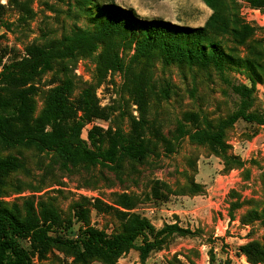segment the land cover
Here are the masks:
<instances>
[{
    "label": "rangeland",
    "instance_id": "1",
    "mask_svg": "<svg viewBox=\"0 0 264 264\" xmlns=\"http://www.w3.org/2000/svg\"><path fill=\"white\" fill-rule=\"evenodd\" d=\"M225 3L226 15L234 20L232 26L248 35L244 40L223 35V46L237 60L253 62L260 81L241 64H228L220 71L214 66L168 65L160 60L145 65L140 61L132 67L133 79L143 77L146 88L145 103L139 108L123 72H97L103 47L95 52L79 49L74 57L58 58L51 70L31 84L32 120L41 115L50 91L71 78L75 86L69 101L73 106H78L82 90L94 85L98 105L105 110L104 118L86 122L83 140L89 143L88 132L99 127L108 132L103 145L107 147L116 131L129 134L139 129L149 141L150 154L143 161L124 158L119 168H65L55 153L0 142V157L15 156L21 162L1 188L2 205L19 208L24 214L25 201L38 209L41 203L52 204L72 221L73 233L68 236L73 238L83 226L75 218L78 203L90 210L91 225L109 235L120 232L126 222L120 212L141 214L156 231L177 224L189 232L169 236L145 261L139 239L117 264H264V11L243 0ZM94 5L192 28L203 27L213 14L201 0H0V71L26 58L33 45L62 49L70 43L68 39L77 40L82 31L95 30L89 12ZM114 39L115 50L130 63L134 49ZM13 92L0 84V95L8 98ZM239 111L256 119L241 118L227 129L228 157L218 148L188 138L173 139L180 124L188 130L216 129ZM164 139L173 145L171 152ZM124 196L132 200L131 210L123 208ZM248 244L257 247L258 263L243 253L242 247ZM20 245L35 264H81L65 249L52 246L45 250L29 240ZM87 264L107 263L91 259Z\"/></svg>",
    "mask_w": 264,
    "mask_h": 264
},
{
    "label": "trees",
    "instance_id": "2",
    "mask_svg": "<svg viewBox=\"0 0 264 264\" xmlns=\"http://www.w3.org/2000/svg\"><path fill=\"white\" fill-rule=\"evenodd\" d=\"M201 1L213 11L203 27L192 28L172 25L162 20H143L129 10L113 6L101 9L94 5L89 12L95 30L82 31L77 40L68 39L70 43L64 44L62 49L31 46L26 58L4 66L0 71V84L13 88L15 93L8 98L0 95V142L8 147L28 146L41 152L55 153L65 168L69 165L119 168L124 158L143 161L150 154V147L149 141L139 129L129 134L122 130L113 134L109 132L112 138L107 147L103 145L104 135L108 132L99 127L88 132L89 143L81 138L86 122L104 118L105 115V110L98 105L94 85L85 87L80 93L78 106H73L69 98L75 84L71 78H66L61 85L50 91L41 115L32 120L35 106L31 103V95L34 93L31 84L37 77L52 69L54 60L74 57L79 49L95 52L102 47L97 72L102 75L111 70L123 72L139 108L145 103L146 88L142 84L143 77L138 75L137 81L133 79L132 67L140 61L145 65L160 60L168 65L214 66L220 71L228 64H241L254 72L256 65L253 62L237 60L223 46V35L232 34L238 40H244L248 35L243 29L232 26L234 20L231 14L225 13L228 11L226 0ZM243 1L264 11V0ZM113 37L134 49L130 63L126 64L119 51L115 50ZM252 78L256 82L261 80L255 72ZM241 118L248 121L256 119L252 114L239 111L216 129L207 126L188 130L184 124H180L173 139L180 141L188 138L194 143L218 148L228 157L226 131ZM163 141L171 152L173 148L170 147L173 145L170 142L168 144L166 139ZM20 167L21 162L17 157H0V194L6 178ZM124 199L123 208L131 210L132 200L127 196ZM24 205L23 214L19 208L10 210L4 207L0 200V264H35L20 245L24 240L45 250L52 246L65 249L77 263L87 264L91 259H100L107 264H117L119 258L135 248L136 242L141 239L142 244L138 249L141 260L145 261L154 249L162 247L169 236L189 233L177 224L166 225L162 230L156 231L151 222L141 214L120 212L126 222L120 232L109 235L91 225L90 210L78 203L74 208L75 218L83 226L79 228L77 237L73 238L68 236L73 233L72 221L63 218L54 205L41 203L39 209L33 202L25 201ZM254 214L259 219L260 215L257 212ZM256 250L254 244L242 247L243 253L254 263H258L254 256ZM223 264L231 263L225 261Z\"/></svg>",
    "mask_w": 264,
    "mask_h": 264
},
{
    "label": "crops",
    "instance_id": "3",
    "mask_svg": "<svg viewBox=\"0 0 264 264\" xmlns=\"http://www.w3.org/2000/svg\"><path fill=\"white\" fill-rule=\"evenodd\" d=\"M140 12V11H139Z\"/></svg>",
    "mask_w": 264,
    "mask_h": 264
}]
</instances>
